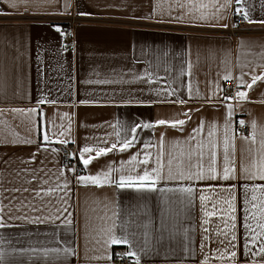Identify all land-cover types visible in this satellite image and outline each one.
I'll use <instances>...</instances> for the list:
<instances>
[{"label": "crops", "instance_id": "crops-1", "mask_svg": "<svg viewBox=\"0 0 264 264\" xmlns=\"http://www.w3.org/2000/svg\"><path fill=\"white\" fill-rule=\"evenodd\" d=\"M235 6L263 32L218 34ZM74 15L67 44L60 23ZM262 21L264 0H0V264H116L115 253L133 264H264ZM225 77L247 97L226 100ZM63 144L83 173L63 165ZM213 152L220 178H179L189 153L206 169ZM158 159L175 178L153 191L118 186ZM225 166L235 179L222 178ZM91 176L99 183L80 179Z\"/></svg>", "mask_w": 264, "mask_h": 264}, {"label": "snow or ice", "instance_id": "snow-or-ice-1", "mask_svg": "<svg viewBox=\"0 0 264 264\" xmlns=\"http://www.w3.org/2000/svg\"><path fill=\"white\" fill-rule=\"evenodd\" d=\"M26 2V0H25ZM184 5H181V7H183ZM203 6V5H202ZM246 15V14H245ZM202 18H207L202 17ZM262 23H264V21H262ZM226 27V25H225ZM229 77H225V80H227ZM260 79H264V77H253V83H255L257 80ZM248 87H251V85H249ZM237 95L241 98H246L247 94L244 92H239L237 93ZM231 107V106H229ZM30 111H35V109H32ZM159 124H168V121H164L161 120L158 122ZM185 123L184 120H178L175 122L171 123L172 127H177L178 125H183ZM240 123H243V121H241ZM146 127H152V125H145ZM194 132H199L202 131V129H194ZM209 136L213 135V132H209L208 133ZM195 137H192V139H194ZM45 139H47V136H45ZM132 146V141H126L123 143L122 147L120 148V151H125L127 148ZM116 147V145H112L111 148H108L107 150L105 149H100L97 153H96V157L105 155L106 152H111L114 148ZM228 145L226 144V149H227ZM83 151L85 153H90L91 149L85 147L83 149ZM201 158H198L195 162H193L192 157H191V153L188 154V158H187V163H184L183 161L180 162L179 164V178L181 179H186V180H214V179H218L220 178L217 174V170H216V159H215V153H211L209 155L208 158V166L205 169L203 167V153L200 154ZM93 157H89V159H85L83 162L85 165H88L91 161H92ZM136 157H133V160H135ZM150 160V156L149 154L145 153V157L142 161H140V163L142 165H148ZM224 161H225V165H228L230 163H233V161H231L229 159V154L226 151L225 156H224ZM165 165L160 163V160H157V166L153 167L151 169L145 167L142 169V173H137L135 176L133 175H129L127 178H125L124 176L120 177V180L117 182L118 186L121 188H134L137 191H153L156 190V184L158 181L160 180H164V179H173L175 178L173 173L175 171V169L172 166L171 160L168 161L167 164V173H165L164 171ZM196 169L195 171H193V169ZM186 170V171H185ZM134 171V169H133ZM244 172L247 173L248 169H244ZM104 179L107 181L109 179L110 173H104L102 174ZM223 179H235V169L234 168H229L227 166H225L224 168V174H223ZM260 178L264 179V165H262L261 167V172H260ZM80 179L82 181L85 182H91L93 184L99 183L101 177L100 176H91V177H80ZM186 191L188 193H192L193 189L191 187H189L188 189H186ZM234 211V209H233ZM214 214V213H211ZM234 219V217H233ZM205 223H207V221H205ZM261 227H264V225H261ZM232 239H235V236L233 235ZM127 243L128 241L126 239L124 240H117V239H113L112 243ZM261 252L264 253V248H261ZM134 255V253L132 254ZM233 257L235 256V253L232 254Z\"/></svg>", "mask_w": 264, "mask_h": 264}, {"label": "built area", "instance_id": "built-area-1", "mask_svg": "<svg viewBox=\"0 0 264 264\" xmlns=\"http://www.w3.org/2000/svg\"><path fill=\"white\" fill-rule=\"evenodd\" d=\"M246 13L240 9L236 8L234 10V19L236 21V26L232 27L230 26L227 29L217 30L216 32L218 34H227L236 37L240 34L245 33H252L253 30L247 29L246 27H241L243 24L247 21V15ZM82 18L78 16H72L67 21H63L62 30L64 33V39L67 44H71L75 41V24L79 21H81ZM239 92L238 88L235 86L234 82L232 80H226L223 86V94L225 95V98L228 100H236L237 99V93ZM243 121V123H240ZM236 128L245 133H250V124L247 120H243L241 118H237L235 122ZM61 154L63 158V164L65 166H71L70 164H77V169H75L77 174H81L84 169H82V166L80 165L79 161L75 159V157L71 154L70 147L68 145H61ZM122 254H118L119 259L121 262H130L131 260L127 257L121 256Z\"/></svg>", "mask_w": 264, "mask_h": 264}, {"label": "rangeland", "instance_id": "rangeland-1", "mask_svg": "<svg viewBox=\"0 0 264 264\" xmlns=\"http://www.w3.org/2000/svg\"><path fill=\"white\" fill-rule=\"evenodd\" d=\"M236 8H240V9H242V7H239V6H235L234 8H233V13H234V10L236 9ZM243 10V9H242ZM233 13H232V23L230 24V26H232V27H234V26H236L237 24H236V21H235V19H234V15H233ZM247 15V14H246ZM20 16L21 17H25V20H30L31 18H34L35 19V21H50L48 18H46L45 16H39V15H36V16H34V15H31L29 12H25V13H22V14H20ZM247 21H248V17H247ZM247 21H246V23H247ZM63 23L64 22H62V23H60V24H62L63 25ZM246 23L245 24H243L241 27H246L247 29H251V30H253V32L252 33H245V34H256V33H262L263 31L262 30H260V29H254V28H252V27H249V26H247L246 25ZM76 25V24H75ZM229 26V27H230ZM228 27V28H229ZM225 29H227V28H225ZM222 30V29H221ZM63 35H64V33H63ZM225 35H227V34H225ZM240 35H242V34H240ZM229 36H231V35H229ZM237 36H239V35H237ZM231 37H234V36H231ZM66 42V41H65ZM225 83V82H224ZM224 86V85H223ZM236 86V85H235ZM237 87V86H236ZM238 88V87H237ZM239 90V89H238ZM239 93V92H238ZM238 97L239 96H237V99H238ZM226 99V98H225ZM236 99V100H237ZM226 100H228V99H226ZM228 101H235V100H228ZM237 118H240V117H238L237 116ZM236 118V119H237ZM242 119V118H241ZM244 120V119H243ZM236 122V121H235ZM236 126V125H235ZM238 130V129H237ZM239 131V130H238ZM241 132V131H240ZM243 133V132H242ZM245 134V133H244ZM64 145V144H63ZM66 145V144H65ZM60 147H61V145H60ZM70 147V146H69ZM61 150V149H60ZM75 159H77V158H75ZM78 161H79V163H80V165L82 166V169H85L84 168V166H83V163L79 160V159H77ZM64 165V164H63ZM74 169H77V164L76 165H74V164H70ZM83 173V172H82ZM121 256H123V257H127V258H129L131 261L130 262H121L120 261V259H119V256H118V254L117 253H115V257H114V261H115V263L116 264H133L134 263V261H133V258L129 255V254H126V253H124V254H122Z\"/></svg>", "mask_w": 264, "mask_h": 264}, {"label": "water", "instance_id": "water-1", "mask_svg": "<svg viewBox=\"0 0 264 264\" xmlns=\"http://www.w3.org/2000/svg\"><path fill=\"white\" fill-rule=\"evenodd\" d=\"M46 135V134H45Z\"/></svg>", "mask_w": 264, "mask_h": 264}]
</instances>
